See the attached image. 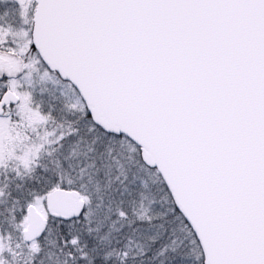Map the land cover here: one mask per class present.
Here are the masks:
<instances>
[{"label":"snow or ice","instance_id":"snow-or-ice-1","mask_svg":"<svg viewBox=\"0 0 264 264\" xmlns=\"http://www.w3.org/2000/svg\"><path fill=\"white\" fill-rule=\"evenodd\" d=\"M0 264H264V0H0Z\"/></svg>","mask_w":264,"mask_h":264}]
</instances>
